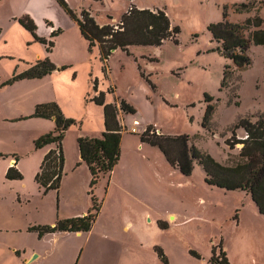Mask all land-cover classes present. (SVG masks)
Returning <instances> with one entry per match:
<instances>
[{"label": "rangeland", "instance_id": "1", "mask_svg": "<svg viewBox=\"0 0 264 264\" xmlns=\"http://www.w3.org/2000/svg\"><path fill=\"white\" fill-rule=\"evenodd\" d=\"M65 1L76 14L88 9L99 24L117 23L131 4L164 9L180 28L178 42L130 46L128 53L115 49L105 74L98 47L88 49L76 22L56 0H0V152L7 156H0V198L5 199L0 212L6 209L17 225L86 214L92 204L90 174L85 163L75 165L80 161L76 140L80 135L99 137L103 131L102 107L91 100L95 84L105 102L124 99L135 113L120 112L126 127L122 151L110 174L100 176L92 189L100 203L95 222L87 232L63 235L59 264H164L160 253L167 264H216L212 249L225 251L231 264H264V216L249 194L206 184L197 161L185 176L158 147L139 140L149 125L156 133L186 134L198 150L230 164L240 147L225 144L231 128L240 117L264 114V46H250V65L236 69L214 50L218 43L207 25L222 19L224 5L232 22L243 21L247 14L230 8L236 0ZM25 15L33 19L37 36L53 41L51 51L19 24ZM57 28L61 33L51 37ZM46 56L54 71L4 84L13 72ZM43 102L57 103L75 121L62 140L60 185L47 193L29 171L33 166L37 171L41 159L34 163L49 149L34 148L33 140L53 130L54 121L18 119ZM134 120L139 123L131 132ZM243 134L236 129L237 137ZM13 153L26 174L8 180L3 167L16 160ZM21 189L28 194L24 201Z\"/></svg>", "mask_w": 264, "mask_h": 264}, {"label": "trees", "instance_id": "2", "mask_svg": "<svg viewBox=\"0 0 264 264\" xmlns=\"http://www.w3.org/2000/svg\"><path fill=\"white\" fill-rule=\"evenodd\" d=\"M63 10L74 20L79 32L87 42L91 50L98 47L99 57L103 63L106 74V61L111 52L121 49L128 53L130 46H160L164 41L170 40L177 43L180 28L172 24L168 14L161 8H139L131 4L122 13L115 24H99L88 9H81L76 14L65 0H56ZM102 1V0H94ZM259 5V6H258ZM260 7L264 8V0H245L234 2L230 5L237 13H246V18L241 22L228 20V6L224 5L222 19L207 25L212 40L218 43L214 49L222 57L229 60L236 69H243L250 65L248 50L250 46H264V12L260 13ZM19 24L29 31L35 41L45 45L47 52L51 51L52 40H47L35 34L36 25L33 19L25 15L18 19ZM52 26V25H51ZM61 29L52 30L51 37L61 33ZM229 65H225L223 80L227 75ZM56 66L46 56L36 60L28 68L16 73L4 83L10 84L22 79L41 78L54 71ZM143 77L149 79L144 73ZM91 100L102 107L104 129L99 137L78 136L77 147L79 157L87 166L90 174L89 190L91 206L86 214L58 219L53 225H33L29 230L37 232L38 236L52 232H87L95 222L100 209V203L93 195V187L100 176L110 174L121 155V138L126 130L120 119V112L135 113V109L124 99L115 103L105 102L104 92H96ZM211 97H208L210 99ZM206 99L207 102L209 100ZM213 105L207 107L205 116L210 114ZM43 118L54 121V128L45 132L33 140L34 148H40L53 144L42 157L39 170L34 176L39 188L47 193L49 190H57L63 175L64 153L62 140L68 127L75 121L66 117L55 102L37 103L31 114L18 119ZM242 129L244 134L237 137L236 129ZM139 140L151 146H156L164 155L166 161L176 167L183 175L192 173L193 163L197 161L203 169L206 184L220 189L234 191L241 190L249 194L259 214L264 216V114L257 116L240 117L231 128L229 137L225 140L228 148L240 145L236 156L230 160V164H222L216 161L206 152H201L190 143L186 134L166 135L156 133L153 126L149 125L141 134ZM17 160V156L12 154ZM0 156L5 155L0 152ZM5 178L21 179L22 174L15 166H9L5 171ZM161 258L167 264L165 256ZM211 261L216 264H231L225 251L212 249Z\"/></svg>", "mask_w": 264, "mask_h": 264}, {"label": "crops", "instance_id": "3", "mask_svg": "<svg viewBox=\"0 0 264 264\" xmlns=\"http://www.w3.org/2000/svg\"><path fill=\"white\" fill-rule=\"evenodd\" d=\"M241 1H245V0H236L230 2L234 3ZM91 5L92 3H89L87 7L89 8L91 7ZM124 134L125 133L122 134L121 143H120L121 151L123 145L122 144L123 138L125 136ZM47 146L49 149L54 148L53 144H49ZM139 147L143 148L141 145H139ZM4 157L7 156L5 155ZM42 157L43 156L41 154L40 157L37 158V161L34 164L38 165V160L39 159L42 160ZM80 163H82L81 160L77 162L75 165L77 166ZM9 166H15L16 168L18 167L20 169V173L22 174V176L26 174V170H23V168H21V162H19V160L9 159L8 163L4 165L3 170L7 169V167ZM35 169L36 168L33 166L32 170L29 171L30 176L32 175L35 176L36 172L39 170V167L37 171H35ZM19 191L20 193L23 194L24 198L22 199V201H24L25 197L26 198L28 197V194H25L23 189ZM4 200L5 199L3 197L0 198V207L2 206V204L5 203ZM18 200L21 201L20 194H18ZM50 224L52 225L54 224V222L53 223L51 222ZM33 225H44V224H33ZM33 225H31V222L24 223L22 225H17L14 223L12 217L6 212V209H4L3 212H0V264H59L60 261L59 258L64 250V248L61 246V242L65 240V236L63 235L66 234L68 235L69 233H74V232H52V233H45L42 236H38L36 231L29 230V227ZM78 233L81 234L83 232H78ZM73 259H75V255Z\"/></svg>", "mask_w": 264, "mask_h": 264}, {"label": "built area", "instance_id": "4", "mask_svg": "<svg viewBox=\"0 0 264 264\" xmlns=\"http://www.w3.org/2000/svg\"><path fill=\"white\" fill-rule=\"evenodd\" d=\"M138 121L137 120H134L133 121V126H132V128H131V132H136V128H135V125H138Z\"/></svg>", "mask_w": 264, "mask_h": 264}]
</instances>
